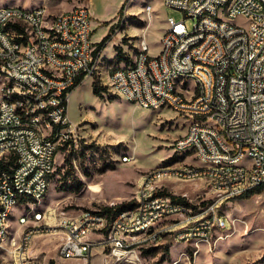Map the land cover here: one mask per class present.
I'll return each mask as SVG.
<instances>
[{"label":"built area","instance_id":"2783aa9c","mask_svg":"<svg viewBox=\"0 0 264 264\" xmlns=\"http://www.w3.org/2000/svg\"><path fill=\"white\" fill-rule=\"evenodd\" d=\"M163 2L184 18H168L154 58H147L150 44L146 34L140 36L134 53L127 52L130 63L113 70L112 76L119 82L116 94L138 107L168 109L185 118L186 131L172 147L174 153H189L198 165H179L180 179L203 181L212 198L194 214L193 200H175L157 186V178L171 177L170 168L155 169L143 177L132 201L142 203L137 221H130V213L111 220L97 209L55 220L64 233L61 245L69 250L72 235H78L70 230V221H77L79 230H85L81 253L102 249V264H123L125 260L143 264L136 260V253L158 242L161 221H169L168 232L178 230L176 238H185L186 243L202 233L213 237L216 231L227 232L224 224L229 218L220 213L223 205L264 185V0ZM238 18L244 23H237ZM0 19H6V28L0 31V73L13 78V87L0 89V148L11 152V159L0 155V247H4L8 233H15L12 225L4 229L6 204L14 202L15 195L10 186L24 187L22 196L28 207H37L31 206L33 198L44 200L52 184L46 182V174H54L53 159L71 137L65 103L78 80L94 78L98 67L89 6H75L73 12L61 16L49 15L46 6L32 13L6 8ZM188 20L193 22L191 28ZM27 21L37 22L38 34L26 30ZM42 27H49V39H42ZM22 44H29L27 62H19L17 57V47ZM181 79L197 80V88H180ZM188 92H195L196 100H188ZM13 94H26L28 105L13 102ZM31 95L41 96V103L31 102ZM187 110H196V117H187ZM230 164H238V171H230ZM190 168H197V179L188 178ZM27 171H37L31 183H24ZM4 172H13V179H4ZM233 179H243V186H233ZM44 218L47 212L37 218L19 216V227H30L21 233L26 234V241H20V249L29 246L40 231L30 226V219H38L40 227ZM109 222H129L135 228L136 223L145 222V230H138L135 240H126L127 232H107ZM19 234L16 232V240ZM143 237H150V245H142ZM15 253V264H41L29 255L20 256V250ZM60 257L79 260L71 252L70 257Z\"/></svg>","mask_w":264,"mask_h":264},{"label":"rangeland","instance_id":"374dc122","mask_svg":"<svg viewBox=\"0 0 264 264\" xmlns=\"http://www.w3.org/2000/svg\"><path fill=\"white\" fill-rule=\"evenodd\" d=\"M5 3H17L25 9L46 6L53 16L78 5L89 6L93 18V42L102 40L109 34L111 26L116 25L115 34H124L122 40L132 53L134 44L146 34L151 55L160 49L168 18L175 21L184 18L180 11L165 7L163 0H0V4ZM148 5L152 6L151 21L145 11ZM236 22L244 23L241 18ZM186 23L192 27L191 20ZM105 56L107 59L114 57L112 47L106 50ZM102 66L107 67V64ZM104 72L105 69L99 68L94 78L86 79L70 96L68 113L74 123H70L71 137L57 154L48 195L37 208L47 212V218L40 227L38 223H30L40 231L33 235L27 249H22L43 264L51 261L56 264H89L88 258L60 257L64 233L55 226L60 217L81 210L104 212L109 207L128 206L143 177L150 171L163 168L174 171L186 163L198 165L197 160L188 154L174 153L172 147L174 140L186 131L185 118L168 109L154 111L128 102L115 93L109 75ZM94 82L101 97L94 93ZM125 157L131 160L124 162ZM157 186H164L172 195L193 200L194 214L212 198L203 181L186 182L171 176L160 180ZM23 213H27L23 207L14 211L11 222L12 232H15L11 233L13 238L16 232L20 233V238L22 232L30 229L29 226L19 227L18 218ZM220 213L228 216L230 229L216 231L210 244L186 243L176 238L178 230L166 231L157 236V243L150 245L149 240L143 244L150 245L139 253L143 264H264V192L249 199H233L223 205ZM161 223L167 225L169 221ZM136 238L138 236H126V240ZM101 252L102 249L97 248L91 252V264H102ZM16 255L10 246L1 249L0 264H15Z\"/></svg>","mask_w":264,"mask_h":264},{"label":"bare ground","instance_id":"6f19581e","mask_svg":"<svg viewBox=\"0 0 264 264\" xmlns=\"http://www.w3.org/2000/svg\"><path fill=\"white\" fill-rule=\"evenodd\" d=\"M6 8H22V7L6 6L0 8V12H3V10H6ZM42 8L43 7H37L34 9L22 8V12L25 13L41 12ZM74 9L75 8L57 16L68 15L70 12H73ZM149 9H150V5L146 6L145 11L147 15H149ZM49 15H51L50 12ZM5 28H6V19H0V31H4ZM26 30H28V32L31 34H38L39 25L35 21H27ZM49 38H50L49 27H42V39H49ZM28 51H29V44H22L19 45V47H17V57H19V62H27ZM147 58H154V55L150 54V46L147 48ZM112 73L113 71L111 72L109 79L110 86L113 88L115 93H119V82L115 81V79L112 76ZM5 87H13V78H6L5 73H0V89H4ZM179 87L184 89L197 88V80L181 79L179 80ZM188 100H196V93L188 92ZM13 102L21 103V105H28V96L26 94H13ZM31 102L41 103V96L31 95ZM187 117H196V110H187ZM179 154L189 155V153H179ZM0 155H3V159H11V152H3V148H0ZM124 159L125 158H123V160ZM53 166L56 167V158L53 159ZM230 171H238V164H230ZM170 172H171V176L176 177L177 180L185 181V179H180V169L174 171L170 170ZM54 173H55V169H54ZM152 173L153 171H150L147 174H152ZM53 175L54 174H46V182H51ZM36 178H37V171H27L24 174V183H31L33 179ZM188 178L197 179V168L188 169ZM4 179H13V172H4ZM162 179L163 178H157V183ZM233 186H243V179H233ZM159 188L160 190H165L164 186H159ZM49 189H50V184L48 185V189H46L45 197L47 196ZM10 193L15 194L14 202H8L6 204V212L4 215V229H11V222L14 217L13 216L14 211L17 209V207H23L25 211L27 210V213L26 214L23 213L22 217L37 218V215L39 213H45L42 210L37 209L43 202V200L40 201V198L31 199V206H37V207H28V203L25 202V196H22L24 194V187H22L21 185L10 186ZM139 210H142V203L132 202L128 207L116 213L112 220H119L120 216H124L127 213H130V221H137ZM45 219L46 218H44V220ZM30 223L37 224L38 219H30ZM45 225L47 226V224ZM168 228H169V224L166 225V223H161L160 226L157 228L156 238L159 234L168 231ZM229 229H230L229 225L227 226V223L224 224V230H229ZM70 230L78 231V235H72L70 250L67 249V245H64L60 252V256L70 257V252H71L72 256H79V260H84V258H88L89 264H91L89 259L91 252L81 253V241H85V230H79V224L77 223V221H70ZM138 230H145V222L136 223V228L135 226L132 225V223L129 222L107 223V232L118 231V234H125L127 232L126 236L128 235L138 236ZM179 239L183 241L185 240V238H179ZM149 240L150 237H143L142 245ZM211 240H212L211 233H202L200 235L192 237V241L196 242V244H200V242L210 244ZM20 241H26V234H21L19 240H16V237L13 238L11 237V233H8V237H6L5 239V246L0 247V250L8 248V246H10L11 248H13L14 252L20 250V256H27L28 254L25 250L27 249L28 246H24L25 250L22 251L23 248L20 249ZM136 260H141L139 253H136ZM41 264L43 263L41 262ZM123 264H141V263L133 262V260H125Z\"/></svg>","mask_w":264,"mask_h":264},{"label":"trees","instance_id":"16d2710c","mask_svg":"<svg viewBox=\"0 0 264 264\" xmlns=\"http://www.w3.org/2000/svg\"><path fill=\"white\" fill-rule=\"evenodd\" d=\"M125 5L121 8L120 10V13L123 11ZM116 25L114 26H111V29L109 31V34L107 36H105L103 38V40L97 44V48L96 50L94 51V58L96 59L97 56L99 55V53L101 51H103L106 47H107V44L108 42L112 39L113 35L115 34V30H116ZM128 54V53H127ZM129 55V54H128ZM117 60L119 62L123 61V60H126V61H130L131 58L130 56H127V55H124L123 52H122V49L121 48H117ZM83 78H80L78 80V82L76 83V85L71 89V93L78 87L82 84L83 82ZM93 87H94V93L98 96V97H101V94H100V91L99 89L97 88V85L93 84ZM67 106H68V102L65 103ZM264 192V185L256 188V189H253V190H250L248 191L246 194H244L243 196H240L239 198L237 199H249L257 194H262ZM172 197L175 199V200H183L185 201V198L184 197H181V196H175V195H172ZM132 203V202H131ZM127 206V204H121V205H117V206H114V207H109V208H106V210H104V213H107L108 216L110 217V219L112 220L113 217L115 216L116 213H118L119 211L125 209ZM129 206V205H128ZM127 206V207H128ZM111 223V222H110ZM50 264H56L54 261H51Z\"/></svg>","mask_w":264,"mask_h":264},{"label":"crops","instance_id":"0c3cea01","mask_svg":"<svg viewBox=\"0 0 264 264\" xmlns=\"http://www.w3.org/2000/svg\"><path fill=\"white\" fill-rule=\"evenodd\" d=\"M6 6H19V7H23V6H20L19 4H17V3H5V4H0V8H2V7H6ZM24 8V7H23ZM28 9V8H27ZM116 36V37H115ZM113 41L112 42H108V46L103 50V51H101L100 53H99V55L97 56V58L95 59V61H96V63H97V67H98V69L99 68H101V69H105V72H106V74H107V76L109 75V79H110V75H111V72L116 68V69H118V68H122V67H125V66H127V64L128 63H130V61L128 62V61H126V60H123V61H121V62H119L118 60H117V48L119 47V48H121L122 49V52H123V54L124 55H127V56H129L128 54H127V52H129V53H131V51H130V47H129V45L128 44H124V42H123V37H124V34L122 33V32H119V33H117V34H114L113 35ZM103 40V39H102ZM102 40H94V48H95V50H96V48H97V44L98 43H100ZM110 47H112L113 48V50H114V57L112 58V59H107L106 58V56H105V52H106V50L108 49V48H110ZM158 53V52H157ZM156 53V54H157ZM104 64H107V67H105V66H102V65H104ZM104 72V73H105ZM110 72V73H109ZM103 73V74H104ZM109 73V74H108ZM86 79H84L83 80V82L85 81ZM110 81V80H109ZM82 82V83H83ZM70 96H71V94H70ZM69 101H70V98H69ZM68 112H69V102H68ZM48 195V194H47Z\"/></svg>","mask_w":264,"mask_h":264}]
</instances>
